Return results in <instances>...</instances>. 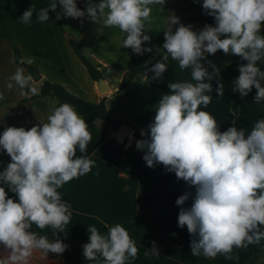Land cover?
Here are the masks:
<instances>
[{
  "label": "clouds",
  "instance_id": "clouds-1",
  "mask_svg": "<svg viewBox=\"0 0 264 264\" xmlns=\"http://www.w3.org/2000/svg\"><path fill=\"white\" fill-rule=\"evenodd\" d=\"M197 2V0H194ZM58 4L61 11H57ZM166 0H86L84 10L76 0H53L36 13V20H50L49 12L56 19H88L105 27L118 28L123 34L121 47L143 55L151 52L144 47L151 42L146 24L152 22V10L163 11ZM204 14L214 18L215 25L205 24L199 31L184 25L179 17L170 18L164 31L162 48L167 55L152 65V79H163L167 72L169 56L177 61L183 71L190 69L194 82H169V93L162 95L154 119L148 124L145 137L136 141V148L143 150V160L149 168L163 165L175 173L195 194L186 191L176 200L180 206L178 227H187L191 237L190 249L194 257L215 259L222 255L232 260L234 250L247 249L264 240V119L258 120L247 135L235 126L221 132L215 117L207 108L212 97L210 82L219 69L207 59L222 50L244 61L238 66V77L232 91L241 97L256 89L254 103H264V70L257 66L264 62V0H203ZM35 9L32 5L18 19L31 24ZM174 25H179L173 30ZM13 62L16 58L13 57ZM33 58L19 59V64L31 65ZM207 65V67H206ZM208 68L212 71L209 72ZM26 69L17 67L9 77L7 88L13 81L21 96L29 88L39 94L36 87H29L33 77L24 75ZM217 93L223 96V84ZM5 97L0 93V100ZM92 136L86 120L69 103L51 109L47 122L26 130L24 127H5L0 134V150L10 157V162L0 171V245L8 253L11 264H29L34 250L45 256L61 255L68 245L57 236L70 223L71 206L62 201L57 189L73 179L92 171L94 161L87 156L76 157L77 146L85 153ZM191 205L185 207L186 201ZM50 227V241L31 231ZM89 242L82 246L88 261L103 258V264H126L138 255V248L128 231L120 224L101 235L92 225L87 228ZM173 235H176L173 233ZM145 255L159 256V249L152 242ZM238 260L239 256H235ZM0 264H7L0 261Z\"/></svg>",
  "mask_w": 264,
  "mask_h": 264
},
{
  "label": "crops",
  "instance_id": "crops-1",
  "mask_svg": "<svg viewBox=\"0 0 264 264\" xmlns=\"http://www.w3.org/2000/svg\"><path fill=\"white\" fill-rule=\"evenodd\" d=\"M52 2L53 0H0V93L5 97L0 100V134L5 127H24L28 130L40 122L46 123L51 109L57 107L53 98H31L33 94L29 88L24 89L28 95L21 96L14 81L12 90L7 88L9 77L17 67L25 65L36 69L41 75L38 81H31L29 87H36L39 91L42 82L48 80L62 85L74 96L90 103H97L104 97L108 116L113 120H124L133 129L126 135L117 127H107L103 142L99 143L92 137L85 153H81L77 146L74 158L87 156L95 163L91 172L57 189L62 201L71 206L72 212L70 223L64 227L63 232L57 233L58 238L68 245L67 250L85 259L82 246L89 242L87 228L94 225L101 235H107L111 227L120 224L128 231L139 250L137 257L129 259L126 264H216L213 259L202 255H191V237L187 227H178V212L166 200H157L145 210L137 208L138 192H148L155 186L163 165L149 168L142 158L144 151L136 148V141L141 139L133 135L134 131L148 132L147 126L155 116L157 105L150 96L147 81L136 76L124 89L118 90L120 80L129 67L132 52L130 48L121 47L124 34L118 28L95 24L88 19H84L83 23L81 20L73 21L72 18L57 20L56 13L51 11L49 21L38 22L36 13ZM76 2L85 9L86 0ZM95 2L98 3L99 0ZM32 5L35 9L32 23H21L18 18ZM183 7V0H166L163 11L153 7L152 22L146 24L151 42L145 44L153 46L157 55H167L162 48L163 30L171 26L170 18L177 16L184 24L187 15H184ZM57 11H61L59 4ZM190 25L193 31L199 29L196 25L202 27L194 22ZM178 26L174 25L173 30ZM69 40L75 41L95 66L99 73L95 80L91 79L87 69L71 49ZM13 48L18 50L21 57L33 58V63L24 66L14 63ZM169 58L171 59L170 56ZM226 59V64L219 68L216 75L224 81L233 82L239 75L238 66L244 61L231 53L226 55ZM208 71L211 72L212 69L208 68ZM24 75L28 76L26 71ZM99 77L109 88L104 93H100L96 87ZM261 119H264V108L241 97L232 126L243 129L247 135ZM95 123L102 128L100 120ZM119 147H122L121 156L116 155ZM9 162L7 153L0 150V171ZM0 186L6 188L9 198L15 199L6 185L0 183ZM32 229L37 235L45 236L50 241L57 238L53 236L50 227L41 230L32 225ZM153 241L159 249V256H146L145 249H150ZM0 261L11 264L2 245ZM88 262L103 264V258L97 254L96 260ZM249 263L264 264V247L251 255ZM29 264L67 263L51 252L45 256L42 250H34Z\"/></svg>",
  "mask_w": 264,
  "mask_h": 264
},
{
  "label": "trees",
  "instance_id": "trees-1",
  "mask_svg": "<svg viewBox=\"0 0 264 264\" xmlns=\"http://www.w3.org/2000/svg\"><path fill=\"white\" fill-rule=\"evenodd\" d=\"M202 2L203 0H197V2H194V0H183L184 6L189 11V15L184 19V25H188L193 22L199 23L202 27H204L205 24L213 26L215 25L214 18L204 14L201 7ZM262 28L264 29V26H262ZM69 44L79 61L87 69L91 79L95 80L99 76V73L97 72L91 60L75 41L69 40ZM144 47H151L152 51L145 52L143 55H138L131 52L129 67L120 80L118 90L124 89L136 76L143 77L148 83L150 96L158 107V101L161 99L162 95L169 93L170 91L167 87L169 82L194 81L191 80L190 69L182 71L179 68L178 62L170 58L167 61L168 70L163 74V79H152L154 73L149 71V69L153 64L162 60V56L157 55L153 46L144 44ZM13 51L16 62L19 64V59L21 58L20 53L16 48H13ZM207 59L213 61L218 69L223 67L227 62L226 55L222 50H218L215 55H208ZM257 66L260 67L261 70H264V62H258ZM204 82H210L212 85V92L206 93L212 97V102L207 108L202 107L201 110L210 112L217 120L219 130L221 132L226 131L232 126V121L238 113L241 96L239 93L232 91V87L234 86L233 82L224 81L217 75L211 81L205 80ZM261 83L262 86H264V82ZM218 84H223V96H219L216 91ZM255 94L256 89L253 88L252 92L245 96V98L254 103L253 98ZM45 97L55 99L57 102V107L63 103L71 104L75 110L86 120L91 136L99 143L105 140V130L107 127L115 129L118 125L125 123L124 120H113L108 116L105 109L104 97H102L97 103H90L77 96H74L62 85L48 80L43 81L40 85L39 94L33 95L31 98ZM256 105L264 108V103ZM96 120L101 121L102 128H99L96 125ZM140 133L141 132L134 131L133 135L136 138L145 139V137H142ZM121 150L122 147L117 148V156H121ZM186 191H191L193 195L195 194L194 187L189 188L185 181L178 180L175 176V173L167 172L163 166L159 180L155 186L148 192H138L137 208L139 210H145L151 207L157 200L164 199L179 213L180 206L176 205V200ZM190 205L191 200L186 201L184 206L189 207ZM31 231L35 232L32 228ZM263 247L264 240H262L260 244L250 245L247 249L234 250V258L232 260H226L222 255H219L213 259V261L216 264H250L249 258L251 255L260 252ZM54 255L59 257L67 264H90L87 260L77 256L67 249L61 255ZM237 255L239 256L238 260L235 259V256Z\"/></svg>",
  "mask_w": 264,
  "mask_h": 264
},
{
  "label": "water",
  "instance_id": "water-1",
  "mask_svg": "<svg viewBox=\"0 0 264 264\" xmlns=\"http://www.w3.org/2000/svg\"><path fill=\"white\" fill-rule=\"evenodd\" d=\"M24 67L26 69L27 74H30L33 77V79H32L33 82H36L41 78V75L39 74V72L36 69H34L30 66H27V65H25ZM96 87L100 93H104V92L108 91V89H109L107 86H105V82L103 81V79L101 77H99L98 80L96 81ZM117 129L126 135H129L133 130L132 127L127 123H122V124L118 125Z\"/></svg>",
  "mask_w": 264,
  "mask_h": 264
},
{
  "label": "rangeland",
  "instance_id": "rangeland-1",
  "mask_svg": "<svg viewBox=\"0 0 264 264\" xmlns=\"http://www.w3.org/2000/svg\"><path fill=\"white\" fill-rule=\"evenodd\" d=\"M183 8L185 9V14H184V15H185V16H186V15L188 16V15H189V11L186 9L185 6H184ZM194 23L196 24V22H194ZM197 24H198V23H197ZM197 26H198V27H197ZM196 28H199V29H195L196 31L202 29V27H200L199 25H196ZM263 33H264V29L262 28V29H261V34L263 35Z\"/></svg>",
  "mask_w": 264,
  "mask_h": 264
},
{
  "label": "built area",
  "instance_id": "built-area-1",
  "mask_svg": "<svg viewBox=\"0 0 264 264\" xmlns=\"http://www.w3.org/2000/svg\"><path fill=\"white\" fill-rule=\"evenodd\" d=\"M77 6H78V8H80L81 10H84V8H83V6H82V5H80V4H77ZM77 20H79V19H73V21H77Z\"/></svg>",
  "mask_w": 264,
  "mask_h": 264
}]
</instances>
